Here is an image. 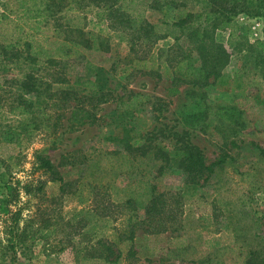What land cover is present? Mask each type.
<instances>
[{
    "label": "rangeland",
    "instance_id": "obj_1",
    "mask_svg": "<svg viewBox=\"0 0 264 264\" xmlns=\"http://www.w3.org/2000/svg\"><path fill=\"white\" fill-rule=\"evenodd\" d=\"M23 1L0 0L7 39L36 22L22 10L46 17L31 39L39 63L28 72L37 80H26L23 64L4 66L13 53L25 56L22 46L0 52V264H264V82L254 67L264 0L239 3L232 37L216 30L229 63L206 86L173 80L184 69L169 67L161 50L174 38L159 37L205 0H76L72 10V0ZM140 3L151 31L109 14ZM82 38L102 39L104 50L71 47ZM59 73L72 87L76 78L97 87L74 85L64 101ZM136 93L149 101L131 106ZM18 102L25 113L10 112ZM52 138L53 174L34 158ZM198 153L207 168L184 171L185 157ZM142 187L153 199L137 208L132 196Z\"/></svg>",
    "mask_w": 264,
    "mask_h": 264
},
{
    "label": "trees",
    "instance_id": "obj_2",
    "mask_svg": "<svg viewBox=\"0 0 264 264\" xmlns=\"http://www.w3.org/2000/svg\"><path fill=\"white\" fill-rule=\"evenodd\" d=\"M29 1L36 4L37 1L41 2L46 0H24L23 2L26 3ZM105 1L107 0H94L95 4L97 3L96 5H99L100 3L103 4ZM166 1L170 3L176 2V0ZM241 1L242 0H205L204 6L206 8L211 7L210 9H203L202 6H200L198 9L186 11L184 17L172 22V24L170 25L166 22H163L164 24L166 23L165 25L168 28L164 32H162L159 37L164 38L166 36H170L174 38L175 44L169 46L166 49H162L161 52L167 55L166 63L169 67L174 70L184 69V72H182V74L178 76L179 78L174 76L173 80H179L181 78H184V82L192 86H206L209 83L213 84L216 82V80L222 75V70L224 69V67L229 63L230 54L226 50L225 46L215 39V32L218 29H230V37L235 35V17L238 12L243 11V8L238 9V5L239 3H241ZM72 3L74 5L78 4L76 0L69 1L68 10H72ZM41 4L44 5L43 3ZM228 5L231 6L229 7ZM77 6H80V3ZM137 6L138 7H136L135 9H130L129 7L125 6L123 10H120V14L117 13L118 8H116L109 12V14L114 16L117 19L116 21H118L119 23L126 22L127 20L132 21V24L146 23V25L149 24L148 29L150 31L153 30L154 24L147 22L148 20L143 16L145 3H140ZM21 7L23 6L21 1H19V7L18 9H16V11H14V13L18 14V11ZM138 10L141 12L140 15L136 14ZM22 15L25 16V19H34V21L36 20V22L33 24H27L26 22L25 28L23 26L17 27L16 34L18 37L11 39H7L4 36L5 34L4 32H2V30L5 21L2 22L0 24V52L7 56V51L15 50L17 52V49L22 46L26 53L25 56H22L23 54L21 53H13L12 56H7L9 63L4 62V66H6V69H9V67L11 69V67L14 68L16 65L23 64L25 71L24 75L27 76L26 80L30 81V79H34L35 81L37 79H35L34 75L28 72L29 70L36 69L39 63L38 58L36 56L37 49L31 42V39L34 34L38 33V31H40L41 29V26H39L38 24L40 23L38 22L39 19L45 18L46 15L40 8H36L35 10L24 9L22 10ZM192 18L195 19L194 22L191 21ZM45 25L46 24H43V27H46ZM114 25L115 23H112V28H114ZM48 41L51 42V47L52 43L55 44L54 39H49ZM70 45L71 47L74 46L76 49L78 48V50L87 49L90 55H92V50H100V52L104 50V43L102 42V39H100L99 44L96 45L95 41H93V43H89L84 38L79 41H74ZM255 47L261 48L260 51H258V54L255 56L256 60L254 63V67L260 70L261 73H258V70H255L256 73L260 75H256V79L260 83H262L264 82V42L257 40L255 43ZM62 49V46H58L56 48V51H61ZM93 56L97 57L98 55L94 54ZM46 63L56 64L60 62L58 60H55L54 58L49 57ZM54 82H58V91L60 96H62L61 99H64V101L69 97L70 92L75 90L74 85L82 83L84 85L90 86L93 89L97 87L96 81L92 78H86L83 82H80L77 78L74 79L72 82L69 80V82L73 84L72 87L71 85H68L65 75H63L62 73H59L55 76ZM26 86H28V90L32 91L34 89L33 87H35V84L34 82H28ZM169 92L175 93L177 92V90L175 88H170ZM149 99L150 97L145 94H132L130 98V105L133 107H137L138 104H144L148 102ZM137 100L139 102H136ZM21 105L22 102L12 104L10 106V112L14 114L25 113L26 110ZM225 108L226 107H224V109ZM55 145L56 140L52 138L51 144H48L47 146H44L43 148L34 151V158L37 167L52 174L54 173V165L46 152L49 148H52ZM139 149L141 148L139 147ZM192 157L193 154H190L188 157H185V161H188V163L183 166L182 163L179 162L177 167L180 168L183 166L184 171H187L190 169H196V166L194 165H197L199 172L207 168L200 153L196 154L195 160H192ZM161 173H165V171L163 172L162 170ZM151 195L152 190L149 187H142L139 189V191L136 192L135 195L132 196V199H134V203L137 208H144L148 200L153 199V196L151 197ZM245 202L246 201L244 199H241V205H245ZM253 224L257 226L258 221L253 220ZM180 244L181 243H177V247H179ZM228 249L229 248L227 247V250ZM216 264H229V260L227 258H224L220 261H217ZM245 264L253 263L247 261L245 262Z\"/></svg>",
    "mask_w": 264,
    "mask_h": 264
}]
</instances>
